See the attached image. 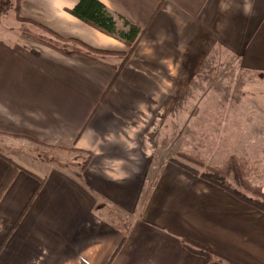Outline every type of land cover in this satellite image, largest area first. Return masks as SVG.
<instances>
[{"label":"crops","instance_id":"0c3cea01","mask_svg":"<svg viewBox=\"0 0 264 264\" xmlns=\"http://www.w3.org/2000/svg\"><path fill=\"white\" fill-rule=\"evenodd\" d=\"M100 1L144 28L119 72L121 57L66 56L33 37L126 52L67 11L77 0H19L16 21L0 22V187L10 162L30 172L19 170L0 195V264H205L182 239L264 264V213L156 162V117L143 112L157 109V95L169 109L170 82L193 78L216 48L264 74V0ZM28 143L84 158L62 167Z\"/></svg>","mask_w":264,"mask_h":264},{"label":"rangeland","instance_id":"374dc122","mask_svg":"<svg viewBox=\"0 0 264 264\" xmlns=\"http://www.w3.org/2000/svg\"><path fill=\"white\" fill-rule=\"evenodd\" d=\"M11 3L12 7L0 17L2 25L16 21L13 11L15 0H11ZM35 29L42 37L51 39L47 31ZM54 43L62 49L80 48L78 44L70 41L62 42L56 39ZM108 56L110 55L99 57L105 59ZM177 81L181 82L179 87L171 82L169 84L171 89L169 109L160 110L162 99L161 95H157L159 97V101L155 100L157 109L143 111L146 120L156 117L153 126L155 133L159 134L156 162L177 166L170 160H180V154L186 153L197 155L210 166H223L232 156L245 162L249 183L262 186L260 183L264 178V74L243 69L237 58L221 48H216L206 57L202 68L193 78H180ZM167 94L165 93V96ZM165 101L168 107V102ZM23 143L26 144L25 141L21 142ZM30 145L29 149L35 148L37 155L40 154L48 161L52 159L54 164L66 168L70 166L68 163L71 156L84 158V154L78 150L66 159L67 154H57L47 149L45 145ZM19 159L25 161L23 158ZM27 164L30 167L38 165L30 162ZM230 182L247 196L252 195L236 185L231 178Z\"/></svg>","mask_w":264,"mask_h":264},{"label":"trees","instance_id":"16d2710c","mask_svg":"<svg viewBox=\"0 0 264 264\" xmlns=\"http://www.w3.org/2000/svg\"><path fill=\"white\" fill-rule=\"evenodd\" d=\"M18 3L19 0H15L14 11L18 13ZM12 7L11 0H0V17L8 12ZM72 16L76 17L80 21L88 24L94 29L100 31L101 33L119 39L128 46V51L126 52H114L106 49H98L90 47L78 40L72 38H61L54 34L59 40L70 41L78 43L80 48L73 49H62L55 46L49 41H44L36 36V39L40 40L44 44L58 50L66 56L81 55L88 59L94 60L96 62H101L99 56L116 55L121 57L120 63L115 66L116 72H119L122 66L126 63L129 58L130 53L137 45L138 41L143 35L144 29L130 22L126 18L118 15L115 16L110 13L107 7L100 0H77L73 7L67 10ZM19 20H25L18 14L16 16ZM117 20L121 21L122 29H118ZM45 31L52 33L50 30L39 25ZM53 34V33H52ZM76 45V44H75ZM104 63V62H103ZM114 67V66H113ZM114 67V68H115ZM76 150V149H75ZM81 152V151H79ZM91 155L87 153L86 160L81 164V169H84L88 164ZM179 159H171L170 161L175 165L181 167L182 169L190 172L196 177L203 179L223 190L228 192L234 198L243 202L244 204L257 209L264 213V191H262L261 185H253L248 181V169L245 162L242 160H237L234 157L228 158V160L223 164V166H210L203 159L194 154H180ZM12 167L10 168L8 174L6 175L3 183L0 187V195L10 184L15 174L19 170H23L30 173L21 165L17 163L10 162ZM194 166V167H193ZM230 178L233 179L236 185L240 186L246 192H250L252 195L247 196L245 192L239 191L236 186L230 182ZM43 179H39V184H43ZM181 244L189 252L201 256L204 259L205 264H240L237 261L217 252L214 249L206 247L201 244H197L188 239H182Z\"/></svg>","mask_w":264,"mask_h":264}]
</instances>
